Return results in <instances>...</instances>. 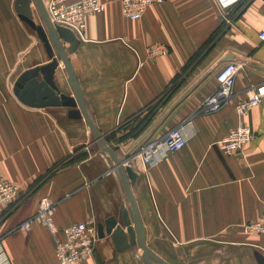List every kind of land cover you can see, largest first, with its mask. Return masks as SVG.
<instances>
[{
  "label": "crops",
  "instance_id": "obj_1",
  "mask_svg": "<svg viewBox=\"0 0 264 264\" xmlns=\"http://www.w3.org/2000/svg\"><path fill=\"white\" fill-rule=\"evenodd\" d=\"M15 1L0 0V176L24 197L11 209L0 208V244L8 264H58L54 251L61 237L36 218L42 207L60 229L88 220L104 224L110 217L122 224L120 212L130 206L114 163L83 119L70 118L71 108L30 107L15 96L22 73L50 62L35 31L18 17ZM101 1L105 10L87 18L85 37H77L68 59L107 146L119 159L131 156L126 166L136 174L130 189L145 247L167 264H259L255 253L264 257V234L245 233L242 226L264 211V97L242 116L235 107L264 86V41L258 39L264 0H246L228 12L231 25L223 24L214 0H164L136 21L122 16L120 0ZM31 8L35 23L43 25ZM155 43L167 46L168 54L151 59L147 50ZM241 60L229 101L206 112L202 104L216 89L217 70ZM54 82L60 94L73 97L61 62ZM148 107L153 110L145 127L118 141ZM187 122L183 149L144 167L139 147ZM240 123L254 138L241 153L226 156L217 143ZM83 145L93 153L57 168ZM94 249L79 264H145L137 244L117 251L108 235Z\"/></svg>",
  "mask_w": 264,
  "mask_h": 264
},
{
  "label": "built area",
  "instance_id": "obj_2",
  "mask_svg": "<svg viewBox=\"0 0 264 264\" xmlns=\"http://www.w3.org/2000/svg\"><path fill=\"white\" fill-rule=\"evenodd\" d=\"M222 17L240 6L246 0H214ZM164 0H120V6L126 19L139 20L152 5L161 4ZM106 3L101 0H50L46 3V12L52 25L65 27L76 35L84 31L86 18L93 14H100L105 10ZM79 37V36H78ZM258 39L264 41V24L258 32ZM148 56L156 59L168 54V49L162 44H153L148 50ZM245 61H232L220 67L215 74L216 89L206 97L202 107L208 113L219 111L231 98L236 74ZM246 100L235 107L239 116L260 104L264 97V86L249 91ZM190 123L173 128L161 138L144 142L137 152L144 167L148 168L160 162L169 153L183 149L188 139L185 127ZM254 138L252 130L240 123L218 141L217 147L226 156L242 152L244 147ZM135 155V156H136ZM127 164V163H126ZM20 190L16 185L0 176V208L16 206L20 198ZM13 206V207H14ZM50 231L60 236L55 246V259L58 264H79L90 257L94 244L98 240L96 224L93 220L72 223L63 228H57L50 215L48 207H42L36 217ZM29 229V222L22 225ZM245 233L264 234V211L256 221H250L242 226ZM0 264H8L7 256L0 244Z\"/></svg>",
  "mask_w": 264,
  "mask_h": 264
},
{
  "label": "water",
  "instance_id": "obj_3",
  "mask_svg": "<svg viewBox=\"0 0 264 264\" xmlns=\"http://www.w3.org/2000/svg\"><path fill=\"white\" fill-rule=\"evenodd\" d=\"M32 6L38 11L43 25L35 23ZM14 7L20 20L35 31L50 58V62L46 65L29 69L20 75L14 87L15 96L21 103L30 107L64 106L71 108L68 116L85 121L101 150L110 156L121 180L130 208L128 211L120 212L122 224H118L114 217L106 219L104 224L97 223L98 238H103L105 235L110 236L117 251H124L137 244L142 252L141 259L145 264H167L144 245L143 225L130 189L136 179V174L126 166L131 156L119 159L107 146L104 136L96 129L86 112L79 83L68 59V55L72 54L78 46L79 40L71 30L52 25L42 0H16ZM59 62L63 64L67 72L73 97L60 94L55 85L54 72ZM39 76H42L41 80H38ZM255 257L259 264H264V257L261 254L256 252Z\"/></svg>",
  "mask_w": 264,
  "mask_h": 264
},
{
  "label": "rangeland",
  "instance_id": "obj_4",
  "mask_svg": "<svg viewBox=\"0 0 264 264\" xmlns=\"http://www.w3.org/2000/svg\"><path fill=\"white\" fill-rule=\"evenodd\" d=\"M50 0H46V3L47 2H49ZM120 9H121V6H120ZM237 9H239V7L237 8ZM34 12H36V16H37V21H38V19H39V17H40V15H39V13H38V11H36V9L34 8ZM121 13H122V16L123 17H125L124 16V14H123V12H122V9H121ZM39 15V16H38ZM93 15H95V14H93ZM90 17V16H89ZM41 18V17H40ZM88 18V17H87ZM87 18H86V20H87ZM126 18V17H125ZM222 19H223V24H226V25H231L232 24V22H233V20H234V17H232L231 15H230V13H226L225 14V18H223L222 17ZM41 21H42V19H41ZM42 24H43V22H42ZM85 28H86V24H85ZM85 28H84V31H82V32H79V34H75L74 32V35L76 36V38L79 36L80 37V39H82V38H84L85 37ZM78 39V38H77ZM151 46V45H150ZM149 46V47H150ZM165 46V45H164ZM148 47V48H149ZM167 49H168V47L167 46H165ZM54 54H56V53H54ZM133 124H135V122L134 123H131V127H133L132 125ZM130 127V125L128 126V128ZM110 142V144H111V142H115L114 140H113V138L112 139H110L109 140ZM95 145V149L97 150V151H99V148H98V146H97V144L95 143L94 144ZM90 148V146L89 145H83L82 146V148L80 149V150H78L77 152H75V153H73V155L70 157V158H68V159H66L62 164H60L57 168L59 169V168H61V167H65L68 163H72V162H74V160L75 161H80V160H84V159H86L87 157H88V154L90 155L91 153H93V150H90L89 149ZM101 151V150H100ZM243 151V150H242ZM89 152V153H88ZM179 152V151H178ZM176 153V152H175ZM241 153V152H240ZM108 157V159L110 160V156H107ZM129 161H127V163H128ZM55 170V169H54ZM21 193V192H20ZM24 197V194H22L21 193V195H20V198H19V200H18V202H21V200H22V198ZM14 206V205H13ZM13 206H10V207H8L9 209H11V208H13ZM97 229V228H96ZM98 236V235H97ZM95 248V244H94V247H93V250H92V253H91V255L90 256H92V254L94 253V249ZM81 263V262H80Z\"/></svg>",
  "mask_w": 264,
  "mask_h": 264
},
{
  "label": "trees",
  "instance_id": "obj_5",
  "mask_svg": "<svg viewBox=\"0 0 264 264\" xmlns=\"http://www.w3.org/2000/svg\"><path fill=\"white\" fill-rule=\"evenodd\" d=\"M152 110H153L152 107H148L147 112L143 115V117L138 122H136L135 126H133L134 128L132 127L130 129L128 128V131L122 134L121 136H119L117 140L121 141L122 139L126 137H132L138 134L142 130V128H144L145 125L149 122L150 115H151L150 113ZM126 130L127 129H125V131Z\"/></svg>",
  "mask_w": 264,
  "mask_h": 264
},
{
  "label": "bare ground",
  "instance_id": "obj_6",
  "mask_svg": "<svg viewBox=\"0 0 264 264\" xmlns=\"http://www.w3.org/2000/svg\"><path fill=\"white\" fill-rule=\"evenodd\" d=\"M44 7H45V5H44ZM45 9H46V7H45Z\"/></svg>",
  "mask_w": 264,
  "mask_h": 264
}]
</instances>
